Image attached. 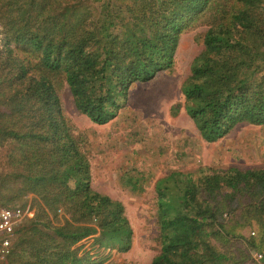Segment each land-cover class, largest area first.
Listing matches in <instances>:
<instances>
[{"label":"trees","instance_id":"obj_1","mask_svg":"<svg viewBox=\"0 0 264 264\" xmlns=\"http://www.w3.org/2000/svg\"><path fill=\"white\" fill-rule=\"evenodd\" d=\"M170 1L150 17L142 11V24L127 25L123 38L109 16L98 18L78 0H0V24L28 56L0 57V148H9L0 201L37 198L8 264H91L72 248L97 234L120 252L132 245L124 205L90 185L55 79L69 86L81 114L107 125L134 83L174 69L183 31L218 17L182 85L186 112L208 143L242 123L264 126V0ZM155 191L161 251L152 264H234L223 248L235 244L264 252V168L206 169L198 177L176 171Z\"/></svg>","mask_w":264,"mask_h":264},{"label":"rangeland","instance_id":"obj_2","mask_svg":"<svg viewBox=\"0 0 264 264\" xmlns=\"http://www.w3.org/2000/svg\"><path fill=\"white\" fill-rule=\"evenodd\" d=\"M78 1L94 10L98 18L109 16L113 24H118L114 34L124 38L127 25L132 28L142 24V11L148 13L147 17L158 14L162 4L169 0ZM129 8L137 11L136 19ZM215 20L218 17H206L183 31L174 53V69L160 71L148 82L134 83L126 100L119 101L125 106L107 125H96L81 114L69 86L61 78L55 79L64 118L80 138L92 189L124 205L133 231L128 252H120L116 245L99 244L98 234L77 243L72 249L80 256L87 255L91 264H152L161 251L155 186L168 174L178 171L198 177L206 169L264 168V126L242 123L218 141L208 143L185 109L182 85L191 76L193 60L203 51L208 24ZM18 46L0 24V57L7 58L13 50L20 59H28ZM8 150V145L0 148V173L6 172L4 157ZM5 198L0 201V209L30 205L35 215L34 195L13 203ZM64 216L61 213L55 221L64 224ZM223 249L233 256L234 264H250L253 253L258 251L245 244Z\"/></svg>","mask_w":264,"mask_h":264},{"label":"built area","instance_id":"obj_3","mask_svg":"<svg viewBox=\"0 0 264 264\" xmlns=\"http://www.w3.org/2000/svg\"><path fill=\"white\" fill-rule=\"evenodd\" d=\"M34 214L30 205L0 209V264H8L7 257L16 238L18 228ZM250 264H264V252L256 251Z\"/></svg>","mask_w":264,"mask_h":264}]
</instances>
